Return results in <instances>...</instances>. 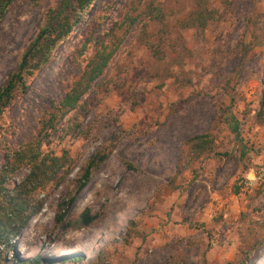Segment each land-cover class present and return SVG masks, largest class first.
<instances>
[{
  "label": "rangeland",
  "instance_id": "1",
  "mask_svg": "<svg viewBox=\"0 0 264 264\" xmlns=\"http://www.w3.org/2000/svg\"><path fill=\"white\" fill-rule=\"evenodd\" d=\"M60 1L8 7L0 86ZM86 39L87 56L95 42L118 49L79 106L41 139L62 167L42 191L30 190L37 212L0 244V264H262L264 0H96L0 118L6 190L28 175L12 154L80 76ZM200 136L205 150L196 156L203 142L191 140ZM100 149L109 150L106 161L56 223L60 200ZM85 208L95 220L74 230Z\"/></svg>",
  "mask_w": 264,
  "mask_h": 264
},
{
  "label": "trees",
  "instance_id": "2",
  "mask_svg": "<svg viewBox=\"0 0 264 264\" xmlns=\"http://www.w3.org/2000/svg\"><path fill=\"white\" fill-rule=\"evenodd\" d=\"M14 0H0V22L8 7ZM96 0H61L55 7L48 8L42 17L41 25L28 43L15 68L0 86V118L13 100L26 94L29 90L30 80L47 65L54 52L73 32L81 21L85 11ZM90 39H86L77 53V58L83 57V68L80 76L71 83L69 90L62 100L51 106V111L45 120L41 121L37 136L25 147L12 154V159L28 170L24 181L12 192L4 188L0 177V244H8L18 238L25 224L37 209L30 206L28 195L31 191L40 189L51 181L60 170L61 158L42 152V138L47 139L49 134L58 128V123L63 117L79 106L81 98L89 91L94 82L101 78L105 69L113 58L117 47H110L104 42H95L92 54H89ZM231 106V104H230ZM233 132L238 135V123L231 117ZM204 137H196L191 142L202 141L199 156L204 146ZM204 140V141H203ZM109 150L100 149L94 152L86 161L78 179L75 181L73 193L62 198L57 206L56 223H62L77 195L90 182L93 174L99 170L106 161ZM49 167L46 169V165ZM15 171V170H13ZM47 172L49 176H47ZM32 186V188H29ZM27 188H29L27 190ZM95 216L89 208H85L71 223L74 230L83 229L92 224Z\"/></svg>",
  "mask_w": 264,
  "mask_h": 264
},
{
  "label": "bare ground",
  "instance_id": "3",
  "mask_svg": "<svg viewBox=\"0 0 264 264\" xmlns=\"http://www.w3.org/2000/svg\"><path fill=\"white\" fill-rule=\"evenodd\" d=\"M261 262H262V264H264V259Z\"/></svg>",
  "mask_w": 264,
  "mask_h": 264
}]
</instances>
